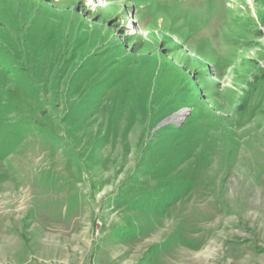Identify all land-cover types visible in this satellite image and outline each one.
<instances>
[{"label": "rangeland", "instance_id": "obj_1", "mask_svg": "<svg viewBox=\"0 0 264 264\" xmlns=\"http://www.w3.org/2000/svg\"><path fill=\"white\" fill-rule=\"evenodd\" d=\"M0 264H264V0H0Z\"/></svg>", "mask_w": 264, "mask_h": 264}]
</instances>
